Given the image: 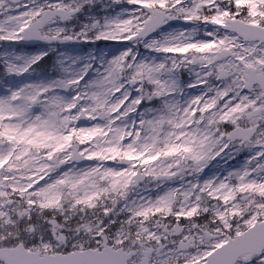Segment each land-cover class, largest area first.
Listing matches in <instances>:
<instances>
[{"label": "snow or ice", "instance_id": "obj_1", "mask_svg": "<svg viewBox=\"0 0 264 264\" xmlns=\"http://www.w3.org/2000/svg\"><path fill=\"white\" fill-rule=\"evenodd\" d=\"M0 42V264H264V0H0Z\"/></svg>", "mask_w": 264, "mask_h": 264}, {"label": "flooded vegetation", "instance_id": "obj_2", "mask_svg": "<svg viewBox=\"0 0 264 264\" xmlns=\"http://www.w3.org/2000/svg\"><path fill=\"white\" fill-rule=\"evenodd\" d=\"M3 43V42H2ZM244 153H241L240 155H236L234 159H227L226 157L222 159L221 157H224V154H221V157H217L216 160L212 161L209 164V167L205 169L204 174L202 175H211L213 172L220 169V171H223L224 169H228L233 166H239L244 161ZM227 160V162H225Z\"/></svg>", "mask_w": 264, "mask_h": 264}, {"label": "rangeland", "instance_id": "obj_3", "mask_svg": "<svg viewBox=\"0 0 264 264\" xmlns=\"http://www.w3.org/2000/svg\"><path fill=\"white\" fill-rule=\"evenodd\" d=\"M101 42H103V41H101ZM107 42H108V41H107ZM115 42H118V41H114V42H112V43H115ZM104 44H106V43H102V46H103ZM103 47H104V46H103ZM65 51H67L69 55H73V54H80V55H81V52H82V51H80V50H79V52H78V50L75 49V48H73V47H70V48H68V49H65ZM103 51L113 52L112 46H109V47H107V48H106V46H105V48H101V49H100V53L103 52ZM141 52H144V49H143L142 47H141ZM98 54H99V53H98ZM51 63H52V61L50 60V64H51ZM49 68H51V66H49ZM185 77L188 78V77H187V74H185ZM219 170H220V169H219Z\"/></svg>", "mask_w": 264, "mask_h": 264}]
</instances>
